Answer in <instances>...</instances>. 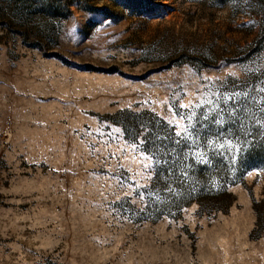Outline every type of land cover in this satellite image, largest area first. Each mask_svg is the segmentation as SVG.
<instances>
[{
    "label": "rangeland",
    "instance_id": "1",
    "mask_svg": "<svg viewBox=\"0 0 264 264\" xmlns=\"http://www.w3.org/2000/svg\"><path fill=\"white\" fill-rule=\"evenodd\" d=\"M44 1L0 0V264H264V136L147 159L204 77L264 81L260 2Z\"/></svg>",
    "mask_w": 264,
    "mask_h": 264
},
{
    "label": "snow or ice",
    "instance_id": "2",
    "mask_svg": "<svg viewBox=\"0 0 264 264\" xmlns=\"http://www.w3.org/2000/svg\"><path fill=\"white\" fill-rule=\"evenodd\" d=\"M230 78L235 79V73L230 74ZM203 81V87L196 91V100H190L187 105L180 103L178 107L184 111L171 112L176 122L170 120L168 128L170 132L173 130L175 132L171 137L175 147L166 149L163 157L159 158L158 153L153 151L147 155V159L156 163H160L163 159L164 163H167L166 157L174 154L173 163H175V158L180 156L176 149L182 150V146L187 144L190 146L189 152L184 154L183 160L194 155L196 163L209 164L208 153L199 151L202 146L201 141H204L213 154L223 155L224 151L234 150L230 159L235 161L236 156L244 151V146L251 143L247 137L254 134L264 136V81L252 85L244 83L243 86L234 84L231 89L226 88L223 82L208 77H204ZM212 125L215 126L214 132L210 131ZM164 139L169 137L166 136ZM145 142L141 140V144ZM193 146L196 148L195 152ZM132 147L135 148L137 145L133 144ZM145 167L149 166L145 165ZM182 174L188 175L186 171ZM146 194L153 193L151 190L148 193H138L140 199Z\"/></svg>",
    "mask_w": 264,
    "mask_h": 264
},
{
    "label": "trees",
    "instance_id": "3",
    "mask_svg": "<svg viewBox=\"0 0 264 264\" xmlns=\"http://www.w3.org/2000/svg\"><path fill=\"white\" fill-rule=\"evenodd\" d=\"M256 2H260V4L263 6L264 8V0H254ZM71 3H66L64 1L61 0H46L44 2L41 3L40 7L42 9V11H44V13L46 14L45 16H48L49 18H53V19H62L64 16L66 15H70L72 14L71 11ZM21 16V15H19ZM53 42V41H50ZM55 46L58 45V41L55 42L54 44ZM40 49L43 51L48 50V47H41Z\"/></svg>",
    "mask_w": 264,
    "mask_h": 264
}]
</instances>
